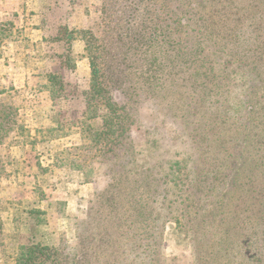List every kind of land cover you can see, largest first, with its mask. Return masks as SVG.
<instances>
[{
	"label": "rangeland",
	"instance_id": "rangeland-1",
	"mask_svg": "<svg viewBox=\"0 0 264 264\" xmlns=\"http://www.w3.org/2000/svg\"><path fill=\"white\" fill-rule=\"evenodd\" d=\"M50 1L25 0L28 4L25 10L27 16L34 11L45 13L46 3ZM53 1L57 4L58 1L61 2V6L57 5L54 9V12L60 9V15L47 13L51 17L48 20L47 15L43 27L46 25L54 31L60 27L61 32L70 29L89 30L96 36L100 35L103 30V0ZM193 1L163 0L162 3L145 0L141 4L136 3L133 19L121 22V32H138L139 28H144L142 32H154V28H157L156 32H166L167 36L165 45L157 49L148 48L147 54L135 58V69L131 75L133 83L123 87L127 89L132 86L133 90L130 92L133 97L118 95L121 96L120 105L125 106V111L131 118L130 141L135 151V166H131L132 162L126 157H119L125 170L121 180H113L111 184V172L118 170L111 159H104L99 168L92 167V171L90 167H86L85 172L91 173L87 177L83 175L84 179L71 170L73 159L65 150L83 143L80 135V121L83 118L81 114L65 109L67 105H57L50 126L54 130L49 134L37 135V139L41 140L56 136L59 141L53 145L33 143L28 137V131L34 119L31 120V116L26 117L23 113L15 116L17 124L26 126V129L18 130V127H15L17 130L11 131L5 141L17 139L29 144L17 146L21 149L23 160L15 159L19 156L15 148L13 149L15 146L0 150V156L4 154L2 157L6 173L5 178L0 181V209L3 212L2 219H6L0 237V264H12L18 244L41 241L55 248L62 243L75 245L78 234L90 238L98 231H103L96 223L105 222L98 218L100 214L97 208L102 207L100 210L105 208L110 211L111 208L122 204L129 209L127 218H123L124 222L127 220L132 226L140 225V228H143V223L151 226L139 242L144 245L143 249L157 250L155 261L151 255L147 262L196 264L192 242L185 237V234L190 236L191 232L179 229L174 217L182 214L181 203L186 190L190 189L192 192V206L199 210V221L204 220L206 224L215 227L220 218L215 210L220 197L223 199L226 194L224 199L230 203L239 200L248 202L250 198L251 191L243 194L237 189L244 182V178L237 176L238 171L244 173L245 170H250L254 188H261L264 183L261 155L257 156L251 152V141L248 142V137L247 140L244 137V128L251 123L253 112L261 111L264 120V83H261V77H256L258 71H253L251 65L256 62L258 69V64L261 63V57L258 59L257 55L261 54V33L254 38V45L248 48V42L252 40L249 32H252L253 25L250 24L248 32L245 33L247 43L244 52L239 56L236 50L227 52L218 46L207 47L205 39L199 33L202 32L199 25L202 23L197 14L198 4ZM120 3L125 2L120 0ZM70 9L73 11L70 12ZM170 10L175 12L174 16L170 15ZM241 10L242 18H247L245 22L249 21L251 16L261 13L259 6L253 10L243 6ZM10 23L11 21L6 20L0 23V52L4 51L1 45L3 47L14 40L9 33ZM65 26L69 30L65 29ZM22 32L26 40H30L32 31L29 26H25ZM175 32H179L175 34L176 37L182 38L181 46L169 45L175 40ZM253 32H261V29ZM32 38L36 40L39 35L33 33ZM27 44L29 43L21 44L23 47L18 48L16 57L31 75L37 77L39 86L43 79L38 73L49 70V64L44 58L47 49L43 46L30 48ZM121 46L116 44L112 50L115 48L116 52H123ZM54 47L52 54H56L59 49ZM250 52H253V59ZM230 53L231 56L228 55ZM155 54L170 56L172 60L170 63H164L165 85L160 91L155 90L151 83L149 70ZM106 61L112 62V59L107 58ZM50 67L53 68L52 65ZM87 68L89 77L84 87L88 90L89 65ZM103 69L104 79L110 80V74L105 67ZM124 70L125 64H121L113 75L126 82L127 74ZM195 73L197 75L193 77ZM22 102L17 104L23 106ZM0 104L4 102L0 100ZM216 112L223 113L227 118V123L224 124L226 127L219 129L221 125L218 121L221 122L223 114ZM97 113L102 116L107 114V110L101 108ZM213 113L216 122L208 128L204 121L212 119ZM3 116L4 114L0 113V117ZM36 117L35 120L41 125V114H36ZM47 122L48 120L44 121L43 125ZM90 125L100 128L102 122L99 118L92 120ZM207 132L212 140L226 143L224 151H217L209 156L198 149V145L193 143V138L196 135L205 136ZM256 134L261 135L257 131L251 135ZM212 146L217 147L216 144ZM78 161L74 160L73 164H78ZM176 163L186 164L188 169L180 171V174L173 173ZM221 165L226 169L217 171ZM222 175L225 178L220 182ZM82 179L85 182L78 183ZM17 184L20 188H17ZM177 188L182 189L178 191ZM217 192L219 195L216 196ZM32 210L42 211V214L33 213L34 217L42 222L38 227L29 225L33 219L29 213ZM136 210L142 211L143 215L138 217ZM83 221H86V226L79 232V223Z\"/></svg>",
	"mask_w": 264,
	"mask_h": 264
},
{
	"label": "trees",
	"instance_id": "trees-1",
	"mask_svg": "<svg viewBox=\"0 0 264 264\" xmlns=\"http://www.w3.org/2000/svg\"><path fill=\"white\" fill-rule=\"evenodd\" d=\"M145 0H103L102 6V27L103 30L99 36H96L89 30L70 29L67 32H61L58 27L56 34L52 38V42H60L63 44V53L56 54L55 58L59 68L67 71H73L76 63L81 58L88 61L90 69V85L89 89L83 92L85 109L80 113L83 120L80 121L81 140L80 146L66 149L67 155L71 156V170L77 172L80 177L91 172H85L86 167L99 168V165L105 160H113L118 167V170L111 172V184L113 180H121L122 173L125 171L119 161L121 157H126L132 162L131 166H135V151L130 141L132 132L130 126V116L125 111V106L120 105L121 96L133 97L131 94L133 83L131 76L135 69V58L147 54L148 48L157 49L166 44V32H142L144 28H139L138 32H121L123 20L134 18V7L136 3H143ZM162 2L163 0H156ZM192 1V0H190ZM261 3H260V2ZM134 3V4H133ZM163 3V2H162ZM193 3L198 4L197 14L202 25V37L207 47L218 46L224 51H237V56L243 54L244 47L247 43L245 33L248 32L250 24L253 25L252 40L248 42V48L254 45V38L258 33H261L260 50L261 54L257 53L258 59L261 57V63L252 62V70L258 71L256 77L264 83V0H194ZM131 5H133L131 7ZM256 9L261 7V13L256 16H251L249 21L247 18H242L241 7ZM170 15H175V12L170 10ZM144 14V13H143ZM145 15V14H144ZM172 17V16H171ZM251 21V22H250ZM248 23V25L246 24ZM11 25V24H9ZM12 26V25H11ZM198 27V26H197ZM261 29V32H253ZM25 30L24 28L21 32ZM31 30V28H29ZM175 32L169 45L181 46V37H176ZM116 44H120L123 52H116ZM259 52V49H257ZM253 52H250L252 58ZM231 56V53L228 54ZM53 56V55H52ZM257 56L255 55V58ZM111 58V61H106ZM118 58V60H117ZM253 59V58H252ZM164 61V62H161ZM171 57L167 55L155 57L151 60L149 70L151 71V83L155 90L160 89L165 85L163 80L164 63H170ZM121 64H125L124 72L125 81H120L119 77L113 73L118 71ZM110 74V80L104 79V69ZM196 73L193 77H196ZM43 79L40 84L41 89L49 91L53 100L61 99L69 95H74L75 90L72 84L65 82L60 72H49V70L40 71L38 73ZM116 77V79H114ZM71 88V90H70ZM41 91V90H40ZM157 91V92H158ZM118 96V97H116ZM2 106V104H0ZM104 108L107 114L99 116L97 111ZM45 118L48 116L53 119L55 108L45 111ZM52 115H49V114ZM223 114L220 112H216ZM11 114L0 117V150L4 147L11 146L6 140L10 132L15 127L22 130L25 127L17 124V119L10 118ZM174 116L176 114H173ZM215 113L212 114V119L204 121L209 128L216 122ZM217 116V114H216ZM102 122L100 128H93L90 122L99 119ZM218 121V120H217ZM218 123L221 125L219 129L226 127L227 118L224 114ZM58 124V122H57ZM264 120L261 117V111H255L251 116V123L244 128V137L248 142L251 141V152L259 156L261 155V169H264ZM260 128L261 130H256ZM26 129V128H25ZM50 126L43 127L36 132L40 134H49L53 131ZM261 133V135H251L253 132ZM11 132V133H12ZM227 132V129H226ZM30 137V132L28 131ZM223 135V133H222ZM213 136V135H212ZM5 138V139H4ZM49 139H57L52 136ZM34 142V141H33ZM35 143V142H34ZM193 143L198 145V149L204 154L212 155L217 151H224L226 143H221L219 140H212L210 135H196L193 138ZM201 143V146H200ZM217 145L216 146L212 145ZM4 155V154H3ZM2 155V156H3ZM0 156V181L5 178V164L3 157ZM82 157V159H81ZM81 159V160H80ZM78 161V164H73V161ZM256 165V164H254ZM247 166V165H246ZM257 166V165H256ZM248 167V166H247ZM132 169V168H131ZM130 169V170H131ZM188 169L186 164L176 163L173 173L180 174L182 170ZM225 166H220L217 171L225 170ZM106 173V172H105ZM237 176L244 178L243 184H240L238 190L246 194L251 191L248 202L239 200L236 203L226 201L225 195L220 197L216 211L220 217L217 225L210 226L206 221H199V210L192 206L193 195L190 189L185 192V198L182 200V214L175 217L177 227L190 231L191 235L185 234L191 240L193 255L196 264H264V183L261 188H254L252 173L250 170L237 172ZM220 182L225 178L223 175ZM84 179V178H83ZM79 180L78 183L85 182ZM182 183L181 181H179ZM247 187V188H245ZM182 188H177L180 191ZM198 193V188H196ZM219 192L216 193V196ZM99 207V219L105 222H96L99 228L103 231H98L92 236L87 237L82 234L77 235V243L68 245L62 243L59 247H52L42 242H31L23 245L18 244L12 257V264H151L147 262L149 256H153L155 261L157 250L149 248L143 249L144 245L140 244V240L145 236V233L151 229V226L143 223V228L140 225L132 226L131 223L124 222L123 218H127L126 213L129 209L124 204L115 206L109 211ZM145 211V210H144ZM2 211L0 209V237L4 229L5 219H2ZM33 222L37 225L42 222L35 218L33 213H41L39 210L29 212ZM136 215H143L142 211L136 210ZM122 218V220H121ZM86 226V221L79 223L78 230L82 231ZM217 228V231H216ZM214 232L212 233V230ZM135 231H140L138 234H132ZM209 235V237H208ZM125 236V237H124ZM207 238H211L207 241ZM87 240V241H86ZM129 250L127 253L126 250Z\"/></svg>",
	"mask_w": 264,
	"mask_h": 264
},
{
	"label": "crops",
	"instance_id": "crops-1",
	"mask_svg": "<svg viewBox=\"0 0 264 264\" xmlns=\"http://www.w3.org/2000/svg\"><path fill=\"white\" fill-rule=\"evenodd\" d=\"M46 5L47 8L45 13L43 11H34L33 14H30L28 17L25 11L27 10L26 6L28 7V4L25 0H0V23H3L5 20L11 21L10 24L12 26L9 33H11V36L14 38V40L9 41L8 45H3V47L1 45V48H3L4 51L0 52V100H2L4 104L0 106V113L4 115L11 114L10 118L12 119H16L15 116L18 114L20 115L21 113L26 115V117L31 116V120L34 119V121H32V127L29 128L31 135L29 138L38 145H53L59 141L56 139H37L36 132L39 131V129L52 126L51 117L48 116V119L45 118V111L52 108L57 109V105L60 103L65 104V106L67 105V107H64L65 109H71L79 114L84 111L85 103H83L84 97L82 94L87 91V87L84 86H86V79L89 77V71L87 68L88 62L84 58L77 61L76 67L73 71L63 70L58 67L55 55L63 53V44L51 41L56 32L53 29H48L46 25L43 27V23L47 20V15L48 20L49 17H51V15L47 13L54 12L57 5L61 6V2L58 1L57 4L51 0L49 3H46ZM48 6L50 8H48ZM72 11L73 10L70 9V12ZM56 13H59L57 15H60V9H57V11L54 12V15H56ZM25 26H29V28H31L32 34L30 36V40H26L23 32H21L23 28L25 29ZM33 33L37 34V36L39 35V38L34 40L32 38ZM24 42H28L29 44H27V46L30 48H39L40 46H43L47 49V51L44 52V58L49 64V72H60L64 81L73 85L75 90L74 95L53 100L49 91L41 89L40 86L37 85V77L34 74L31 75L27 68H25L16 57L18 48L23 47L21 44ZM53 46H55V49L59 48L55 52L56 54H52ZM50 65H52L53 68H51ZM79 84H81V86H79ZM19 102L24 103L23 106L17 104ZM36 114L37 116L41 114V125H39L35 120L37 118ZM49 115H51V113ZM47 120L48 122L46 125L44 124V126L43 123ZM9 143L11 146H15L13 149L15 148V150L19 153V156H16L15 159L23 160L24 157L21 154V149L17 146L22 147L24 144L29 143H23L17 139H15V141L12 139ZM18 187L20 188V185L17 184V188ZM29 225H33L35 227L39 226L33 221H31ZM50 243H52V241Z\"/></svg>",
	"mask_w": 264,
	"mask_h": 264
}]
</instances>
